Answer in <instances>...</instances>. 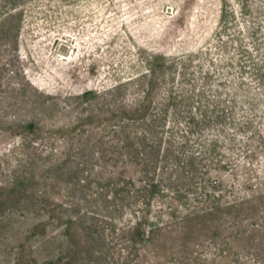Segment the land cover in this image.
Returning <instances> with one entry per match:
<instances>
[{
  "label": "rangeland",
  "instance_id": "374dc122",
  "mask_svg": "<svg viewBox=\"0 0 264 264\" xmlns=\"http://www.w3.org/2000/svg\"><path fill=\"white\" fill-rule=\"evenodd\" d=\"M151 79L154 112L175 97L176 143L196 118L178 205L199 217L128 244L115 231L143 199L112 227L98 215L117 180L97 189L80 163L103 158L109 111ZM203 190L216 198L195 201ZM160 192L151 215L172 196ZM0 264H264V0H0Z\"/></svg>",
  "mask_w": 264,
  "mask_h": 264
},
{
  "label": "trees",
  "instance_id": "16d2710c",
  "mask_svg": "<svg viewBox=\"0 0 264 264\" xmlns=\"http://www.w3.org/2000/svg\"><path fill=\"white\" fill-rule=\"evenodd\" d=\"M163 60L166 59L163 58ZM158 67H162V65L151 68L152 75H155ZM145 74L137 75L131 80H142ZM154 80L151 79L146 84V90H143V94L132 105L121 106L109 111L106 121L111 122V124L109 128L104 129L99 134V143L102 146L100 153L104 155L103 158L80 163V166L84 167L81 169L87 174L86 182L94 184L97 189H102V185H104L102 181L107 179V176L117 180L112 183L108 179L112 187L109 191L116 203L115 208L106 210L102 216L98 215L103 220L109 221L112 227L116 223L117 216L115 215L117 212L120 214L134 201L143 199L140 201L141 206L138 210L129 208L130 214L127 216L130 219L126 220V229L115 231L118 237L120 233L123 235L121 238L126 237L124 240L128 244L151 242L161 226H169L179 217H181L182 222H191V220L199 217V212L193 210L194 208L183 210L178 205L186 195L182 188L190 187L192 179H194L193 177L187 179V173L191 172L194 175L197 172L195 153L191 151L187 155H182V151L188 148L189 137L187 134L194 133L195 126L193 125L196 118L194 115L187 117L188 123L192 126L185 134L183 133L182 140L176 143V140L172 138V132L169 130L171 125H168L167 120L171 115L168 108L175 106V97L171 93L167 99L164 98V103H161L163 107L161 113L154 112L155 100L151 98L155 89L156 82ZM122 87L123 84L116 83L110 91L105 92V95L112 96ZM90 93L91 91H87L84 95ZM175 116L178 114L176 113ZM212 145L215 146L216 144L212 140H208L210 151H212ZM80 166L78 165V167ZM186 180H189L190 184L186 185ZM203 181L209 183L211 180L203 179ZM160 190L162 193L170 191L172 196L167 204L160 202L161 206L157 208L154 215H151V202L154 198L161 197ZM103 194L100 193L99 198H103ZM202 194L201 198L197 197L194 200L198 201V199L205 197L204 201L207 202L211 200V197L216 198L208 190H203ZM97 200L95 194L94 197L85 196L84 202L90 203ZM117 202L121 204L119 205ZM209 209L207 212H200V214L207 213L206 216H209L213 210L218 208L211 206ZM79 210V203L68 206V211L78 213ZM91 214L96 215L97 213L87 210L83 214H79V217L71 216V220H80L85 217L89 219L93 216ZM94 218L93 216L92 220Z\"/></svg>",
  "mask_w": 264,
  "mask_h": 264
}]
</instances>
